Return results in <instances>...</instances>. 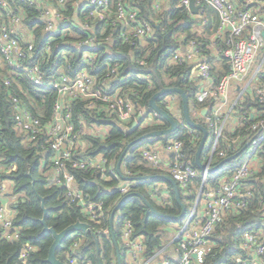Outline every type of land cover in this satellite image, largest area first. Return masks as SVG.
<instances>
[{
  "label": "built area",
  "instance_id": "1",
  "mask_svg": "<svg viewBox=\"0 0 264 264\" xmlns=\"http://www.w3.org/2000/svg\"><path fill=\"white\" fill-rule=\"evenodd\" d=\"M173 1L176 2V8L186 10L199 18L200 30L207 21V8L212 9L219 19L209 48L218 61L227 62L228 71L225 74L219 77L214 74L209 58L199 51L195 40H190L184 50L175 52L171 57L172 62L195 65L199 85L194 101L225 102L229 97L231 81L241 80L250 74L246 86L256 82L250 88V93L261 103L264 102V0H194V5L198 6L196 14L190 12L191 0H152L151 8L159 13ZM16 2L27 3L36 9L37 21L32 23V28L24 23L18 8L12 5ZM115 3V8H112L111 0H0V86L11 104L14 127L39 153L48 155L46 167L49 169L51 181L62 185L66 189V198L77 202L86 218L92 222L99 221L103 203L86 199L87 196L76 188L74 176L67 170L65 162L69 161L72 168L99 171L103 175L107 169L110 174H115L116 164L112 161L107 168V159L102 154L73 159L79 158L76 156L87 151L89 145L83 139L87 133L84 119L77 117L78 126L73 122L72 101L80 99L85 102L86 108H100L112 113L127 131H130L132 123L139 116H145V122L159 117L155 112L146 115L145 110L136 108L129 98L130 94L117 84L120 68L118 63L108 64L107 71L102 76L94 75L96 57L93 51L97 48L95 37L88 36L72 43L76 49L82 50L84 64L82 69L74 72L70 62L73 54L62 49L64 44L61 42L54 43L56 38L45 40L42 49L35 51L37 38L34 30L42 26L43 33L48 36L58 33V27L67 26L71 19L65 14L69 7L75 15L84 16L82 23L73 18V26L85 31L94 30L87 20H96L102 24L100 33L105 35V41H110L117 34L120 39L133 46L138 43L146 45V37L152 35L155 24H159L158 20L155 23L148 20L138 23L139 11L127 5V0H116ZM61 39L64 40L65 36L61 35ZM54 50L57 51L53 53ZM139 63L145 62L140 60ZM216 67H220V64L217 63ZM22 79L30 83L36 91L49 90L56 93L48 117L35 112L32 109L35 108L34 103L29 106L26 102L23 96L26 99L29 96L21 85ZM247 87L243 91L238 87L235 104L246 93ZM248 116L251 120L253 113H248ZM205 117L213 133L208 158L211 164L222 135L219 108L210 109ZM245 119L241 117L239 124ZM141 124L142 122L139 126ZM250 131L251 136L245 143L246 157L243 162L230 174L223 176L215 188H209L205 184L206 175L202 174V182L190 213L183 219L179 230L170 233V241L163 248L151 256H146L144 237L134 234V228L128 220L121 222L120 255L124 257V264L204 262L211 251V237L221 214L229 209H245L253 188L259 190L264 181V170L258 176L262 171L256 173L251 167V161L256 156L259 160H264V118L255 119L250 125ZM182 146L181 141H169L165 149L170 157L166 161L154 149H142L141 156L153 169L172 177L184 194L191 195L190 185L198 178V171L183 160ZM217 154L220 157L225 156L224 151H218ZM262 164L264 165V161ZM15 169V165L3 163L0 159V229L3 230V238L7 240H17L20 232V228L13 224L14 216H8L4 208L6 201H11L12 204L18 202L17 195L13 194L14 182L10 178ZM251 179L253 183H247ZM128 183L123 181L117 186V190L122 194L128 193ZM147 192L148 197L159 206L165 207L169 204L168 195L160 184L152 185ZM94 233L111 235V229L106 227ZM261 234L259 230L243 234V247L248 251V258L240 259V264H264V238ZM78 245L79 242L75 241L72 248ZM31 249L30 245H25L20 253L23 262ZM249 253L262 261H253ZM66 260V264H91L90 261L69 254Z\"/></svg>",
  "mask_w": 264,
  "mask_h": 264
},
{
  "label": "trees",
  "instance_id": "2",
  "mask_svg": "<svg viewBox=\"0 0 264 264\" xmlns=\"http://www.w3.org/2000/svg\"><path fill=\"white\" fill-rule=\"evenodd\" d=\"M116 0H111L112 8H115ZM152 0H127V5L139 11L138 23L146 20L155 24L152 35L146 37V45L124 42L119 36L114 34L110 41H105V35H101L102 24L96 20L88 19V23L94 30H82L80 27L73 26L72 19L75 18L82 23L84 16L75 15L74 11L67 7L65 14L71 19L67 26L58 27V33L46 35L42 31V26L34 30L37 41L35 51L42 49L43 43L49 38H56L55 42L64 44L62 49L73 54L70 62L73 71L83 68L82 50L76 49L72 43L93 36L96 38L97 48L95 53L94 75L102 76L106 73L108 64L118 63L119 77L117 84H120L123 91L130 94V100L136 108L149 111V101L151 97L163 88H180L188 97V104L191 109L192 119L203 124L208 130L209 126L205 116H201L202 109L206 108L209 112L216 100H207L202 103L194 101L198 91V80L196 79V68L194 64L188 62H171V57L175 52L184 50L190 40H195L199 51L209 58L212 71L219 77L228 71V64L225 60L218 61L213 51L210 50V36L216 31L219 19L217 14L210 8L206 10V24L199 29L200 20L197 16L191 15L188 11L176 8V2H170L168 6L156 13L151 8ZM17 7L24 23L32 28V23L37 21V11L27 3L16 2L12 4ZM75 15V17H74ZM74 20V19H73ZM61 35L65 39H61ZM57 50H54L55 53ZM143 60L145 63L140 64ZM29 62H32L30 60ZM220 67H216V64ZM21 85L29 99H24L29 104L34 103L35 112L48 117L56 93L49 90L36 91L26 80H21ZM181 100L177 93L168 96H176ZM165 97L157 99V104L163 109L167 105L162 104ZM178 109H182L181 101ZM176 107L169 112L173 114ZM37 112V113H38ZM233 112L239 117L246 119L235 128L233 132H228L223 127L222 135L218 140L217 149L212 156L211 165L218 163L223 158L236 153L243 147L247 139L251 136L250 125L257 118H264V102H260L251 93H245L233 108ZM253 113L250 120L248 113ZM247 114V116H245ZM73 122L78 126L77 117L81 116L85 121L87 133L83 136L89 145L88 150L80 154L79 158L85 156H96L102 154L107 159V168L110 163L115 164L126 145L132 140L155 130L168 127L167 121L161 118H154L147 122H142L141 126L133 131H127L119 123L112 113L101 110L100 108H86L85 102L80 99L72 101ZM98 128V129H97ZM106 128V132L101 134L99 130ZM201 132L193 129L186 124L182 116L176 131L166 136L149 137L132 145L127 151V158L122 163L123 173L126 176H145L153 174H166L163 171L153 169L141 156L142 149H150L154 142L161 141L166 145L171 140L181 141L183 160L190 163L198 171L196 178L190 185L192 194L187 195L179 188L181 202L186 207L184 220L190 213L197 190L201 185L202 172L195 164V156L199 145ZM210 137V136H209ZM14 127L13 110L8 101L6 92L0 86V159L3 163L13 164L16 169L10 174L14 182L13 194L17 195V203H13L11 209L14 211L13 224L20 228L17 240H7L3 238V230L0 229V264H47L46 258L49 247L53 241L52 234L43 231L41 218L43 211L41 200L44 198V207L47 209L46 223L57 232L62 231L67 226L77 220L88 221L92 232L108 228L110 213L114 206L127 194H122L117 190L123 181L115 172L110 174L108 169L105 174L99 171L76 169L71 167L69 161L65 162L67 170L73 174L76 188L87 196L89 201H102V215L98 222L89 221L83 213L81 206L77 202L69 201L65 196V188L62 185L54 184L51 181L49 169L46 164L49 161L48 155L41 154L33 144L24 140ZM209 139V138H208ZM213 140V138L211 139ZM209 141L201 153V161L206 163L212 141ZM218 151H224L225 156L220 157ZM263 157L262 155H260ZM246 157V150L236 159L227 162L220 169L206 175L205 184L209 188L218 187L220 179L230 174L236 169ZM263 159V158H262ZM264 160H262L263 162ZM114 164V165H115ZM264 170L262 164L261 176ZM253 178V177H252ZM252 184L253 181L248 180ZM154 184H160L168 192L169 204L165 207L159 206L148 197L147 190ZM130 192L141 193L158 211L173 216L180 213V206L175 200L173 186L165 180L146 179L138 182H129ZM248 205L245 209H229L221 214L220 221L217 223L211 237V251L205 257L202 264H240V259L248 258V251L243 247V234L247 231H261L264 238V181L259 190L253 188L251 196L247 199ZM128 220L133 228L135 235H142L146 246V256H151L156 251L163 248L170 240V227L174 224L180 225L184 220H169L153 214L144 200L137 195L127 196L119 205L114 214L113 231L115 239L122 252L120 229L121 222ZM99 241V257L102 264H115V249L111 235L102 233L96 234ZM78 241L79 245L72 248V244ZM25 245H30L32 249L28 251L25 262L20 259V253ZM67 254L77 256L80 259L90 261L91 264H98L97 245L95 237L90 233L80 231L73 232L62 242L57 249L56 256L67 263ZM264 259V257H263ZM122 264L124 257L121 255Z\"/></svg>",
  "mask_w": 264,
  "mask_h": 264
},
{
  "label": "water",
  "instance_id": "3",
  "mask_svg": "<svg viewBox=\"0 0 264 264\" xmlns=\"http://www.w3.org/2000/svg\"><path fill=\"white\" fill-rule=\"evenodd\" d=\"M189 9H190V12L192 14L197 13L198 6L194 5V0L190 1ZM171 93H177L181 97L182 115H183L184 120L186 121V124L189 127L196 129V130H199L201 132V137L199 140L198 149H197L196 156H195V164L198 167V169L203 173V175H207L208 173L215 172L218 169H220L227 162L236 159L238 156H240L242 154V152L247 147L246 145H244L236 153L223 158L222 160H220L218 163H216L214 165L210 164V160H208L206 163H203L201 161V153H202L204 147L207 145V141L209 138V131L203 124H201L199 122H195L192 119V117L190 115V109H189L187 94L182 89L175 88V87L163 88L160 91L156 92L151 97V99L149 101V111H148L147 115H149L153 112L157 113L159 118L167 121L168 127L164 128V129L155 130V131L146 133V134L132 140L131 142H129L126 145V147L124 148V150L121 152V154H120V156L116 162L115 169H116V173L118 174V176H120V178L124 182H138V181H142V180H146V179L165 180V181L169 182L173 186L175 200L180 206V213L176 216H173V215H170V214H167L164 212H160L148 200H146L145 197L141 193H139V192L127 193L114 206V208L112 209V211L110 213V218H109V226L111 229V238H112L113 244H114L115 257L117 260V264H122V261H121V255H120V247H119V245L115 239V235H114V231H113V218H114L115 211L117 210V208L119 207L121 202L127 196L137 195V196L141 197L144 200V202L147 204V206L150 208V210L153 214H155L157 216H161V217L169 219V220H183L185 215H186V207L181 202L180 191H179L178 185L173 180L172 177H170L167 174H153V175H145V176H141V175H139V176H126V175H124V173L122 171V163L127 158V156H128L127 151L132 145L140 142L141 140L149 138V137L166 136V135H169V134L173 133L174 131H176L178 124H179L178 119L168 111L169 107H167V109H163L156 102L158 98L166 97ZM206 112H207L206 108L202 109L201 115L206 116ZM144 120H145V116H139L137 121L132 123L130 131H133L134 129H136L139 126V124L141 122H143ZM39 198L41 200V207H42V211H43V217L40 220L41 224L43 225V231L51 233L52 237H53V241L49 247L48 255H47V258L45 260L46 263L47 264H66L65 262H63L62 260H60L56 256V251L62 245V242L65 240L66 237H68L73 232L80 231V232H84V233H90L93 237H95V243L97 245V254H98V258H99L98 264H102L101 259L99 257V253H100L99 241L96 237V234L91 231L90 224L85 222V221L77 220L75 223L67 226L62 231L57 232L52 227H49L47 225V223H46L47 209L44 207V198L40 197V196H39ZM194 257H195V255H194ZM6 264H8V263H6Z\"/></svg>",
  "mask_w": 264,
  "mask_h": 264
},
{
  "label": "crops",
  "instance_id": "4",
  "mask_svg": "<svg viewBox=\"0 0 264 264\" xmlns=\"http://www.w3.org/2000/svg\"><path fill=\"white\" fill-rule=\"evenodd\" d=\"M195 76H196V79H197V73L196 72H195ZM198 85H199V83H198ZM245 87H247V86H245ZM247 88H252V87L248 86ZM237 89H238V87L236 88V91H237ZM245 91H246V89H245ZM233 95H231V92H230L229 97H228L227 100H225V102H223V101H217V103L213 107L214 110L217 109V108H219V113L221 115L222 129H223V127L225 128L226 122H227V120H229V124H228L227 128H225L226 131H228V132H233L235 130V128H237V126L239 125V117L233 112V108H234L233 106H234L235 101L237 100V97L238 96H235L234 98H232ZM230 99H231V102H230V104H228L229 101H230ZM162 104L167 105L168 107H170L171 109H173V104L171 103V101L168 103L166 101V99H164L162 101ZM172 115L175 116L174 114H172ZM205 120H206V118H205ZM208 131H209V136H210V134H211L212 131L210 129ZM211 139L212 138L209 137V139H208L207 142L209 143V140H211ZM165 147H166V145H164V143H162L161 141H157V142H154V144H153V146H152L151 149H154V150L158 151L159 154H160V156H161V158H162V160L163 161H166L170 157V153L165 149ZM259 159L260 158L256 159V157H255L251 161V167L255 170L256 173H258L261 170V167H262V161L259 160ZM122 171H123V169H122ZM162 188H163V191L165 193H167V195H168L167 189L165 187H163V186H162ZM11 205H12V202L11 201H6L4 203L5 212H6V214L8 216H14V211H13V209H11V207H12ZM249 257L253 261H256V262H261L262 261L258 257L254 256V255H251L250 253H249Z\"/></svg>",
  "mask_w": 264,
  "mask_h": 264
},
{
  "label": "rangeland",
  "instance_id": "5",
  "mask_svg": "<svg viewBox=\"0 0 264 264\" xmlns=\"http://www.w3.org/2000/svg\"><path fill=\"white\" fill-rule=\"evenodd\" d=\"M202 30H200L199 32H201ZM213 36V35H212ZM212 36H210V39L212 38ZM172 62V61H171ZM250 75V74H249ZM248 75V76H249ZM244 77V78H242L241 80H232L231 81V83H230V89H229V94H230V92H231V95H233V97L232 98H234L235 96H237L238 94H237V91H236V88L237 87H239L240 89H241V91H243V89H244V87L246 86V84H247V82H248V78L250 77ZM257 83L256 82H253V83H251L250 84V87H254L255 85H256ZM250 92V88H247L246 89V93H249ZM165 99H166V101L169 103L170 101H171V103L173 104V107H176V109H175V111L173 112V114L177 117V119L180 121V122H182V109L180 110V108L178 109V105H179V102L181 101L180 100V98L178 97V95H176V96H166L165 97ZM230 102H231V99H230V101H229V103L228 104H230ZM219 106V105H218ZM217 106V107H218ZM189 109H190V107H189ZM190 115H192L193 117H194V114H192V112H191V109H190ZM228 124H229V120H227V122H226V125H225V128H227V126H228ZM209 126V125H208ZM98 129V128H97ZM18 131V130H17ZM107 130H106V128H104V129H101V130H99L98 131V133L99 134H104L105 132H106ZM19 132V131H18ZM210 137L211 138H213V133L211 132V134H210ZM24 140H25V138H24ZM26 141V140H25ZM210 141V140H209ZM208 143V142H207ZM154 144V143H153ZM153 144L150 146V149L152 148V146H153ZM259 157L258 156H256V159H258ZM199 208H200V206H199ZM171 229H170V233L172 234V233H175L177 230H179V228H180V225H177V224H174V225H172L171 227H170ZM169 240H170V237L168 238ZM115 259H116V257H115ZM115 264H117V260L115 261Z\"/></svg>",
  "mask_w": 264,
  "mask_h": 264
}]
</instances>
